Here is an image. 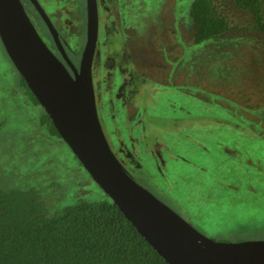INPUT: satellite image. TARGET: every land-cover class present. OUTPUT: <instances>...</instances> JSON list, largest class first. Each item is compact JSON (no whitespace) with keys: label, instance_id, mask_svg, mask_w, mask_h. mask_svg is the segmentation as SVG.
<instances>
[{"label":"rangeland","instance_id":"1","mask_svg":"<svg viewBox=\"0 0 264 264\" xmlns=\"http://www.w3.org/2000/svg\"><path fill=\"white\" fill-rule=\"evenodd\" d=\"M40 1L54 20V0ZM118 1L121 14L132 7L126 22L140 25L128 30L132 36L147 42L155 58L160 59L156 48L166 46L176 67L171 81H147L135 97L141 122L132 135L140 166L132 178L210 239H264V34L252 29L249 15L229 8L235 27L195 45L193 0H130L129 6ZM164 4L166 20L159 16ZM117 33L112 28L102 41L118 48ZM153 72L159 79L158 70ZM43 113L0 41L1 188L37 190L52 216L80 200H104L68 146L42 125ZM117 120V132L129 146ZM105 122L112 142L108 132L114 124ZM157 149L166 168L151 155Z\"/></svg>","mask_w":264,"mask_h":264},{"label":"water","instance_id":"2","mask_svg":"<svg viewBox=\"0 0 264 264\" xmlns=\"http://www.w3.org/2000/svg\"><path fill=\"white\" fill-rule=\"evenodd\" d=\"M39 11L72 75L40 38L20 0H0L1 44L59 137L137 232L167 264H264V239L220 242L204 236L134 181L111 151L99 124L92 85L96 0H86V43L78 68Z\"/></svg>","mask_w":264,"mask_h":264},{"label":"trees","instance_id":"3","mask_svg":"<svg viewBox=\"0 0 264 264\" xmlns=\"http://www.w3.org/2000/svg\"><path fill=\"white\" fill-rule=\"evenodd\" d=\"M263 6V0H193V43L230 32L235 26L229 8L249 15L252 29L264 34ZM41 123L59 137L45 113ZM0 264L167 263L106 195L98 202L80 200L52 216L37 190L6 192L0 186Z\"/></svg>","mask_w":264,"mask_h":264},{"label":"flooded vegetation","instance_id":"4","mask_svg":"<svg viewBox=\"0 0 264 264\" xmlns=\"http://www.w3.org/2000/svg\"><path fill=\"white\" fill-rule=\"evenodd\" d=\"M20 2L40 38L72 75V72L64 61L54 41L53 35L39 10L47 16L49 22L56 31L57 38L66 56L75 68H78L81 53L86 43V0H83L82 4H79V6H77L76 0H54L52 8L54 5L56 6L53 11L55 23L43 9V4L40 0H20ZM118 2V0H96L98 35L92 59V85L96 112L103 134L111 151L127 174L132 178V174L140 166V162L137 161L139 158H136V154L134 153L137 139L132 135L137 123L141 122L140 120L136 121L139 107L136 101L137 98L135 97L141 85L147 81H163L165 79L171 81L173 65L166 56L169 55L167 54L166 46L161 45V47L156 48L158 50L155 51V54L159 52L160 59L155 58L152 56V52L145 47L147 42L141 45L139 40L132 36L135 25H140L137 22H126L127 12H131L132 7L121 14ZM121 2L129 6L132 1L121 0ZM81 7L83 8L81 9ZM161 11H163V14L159 16L166 20L165 13L167 11V6L165 4L163 8L160 9L159 13ZM100 12L104 17V21L100 18ZM171 12L172 10H170V13ZM170 19L171 21L173 19L171 15ZM112 28L118 31L117 34L121 38V43L118 48L112 45L108 47L106 41H102L104 35ZM129 29H132V32L128 31ZM152 33L151 31L150 36ZM172 33L174 38L175 32ZM150 39L151 37L147 40L150 41ZM76 40H81L82 44L80 47H77L79 41ZM173 40L177 43L175 39ZM176 47L175 45L174 48ZM134 51L136 53H134ZM174 63V66L177 65L176 62ZM96 67H98L97 72ZM173 68L175 69L176 67ZM155 69L158 70L159 79L155 77L157 75V72H153ZM160 76H162V78H160ZM119 118L122 120L121 124L123 123V129L126 131V140L129 142V146L125 144V139L117 132V126L115 124L119 121L117 120ZM106 120L113 124L115 123L110 127L108 132L109 135L114 138L112 142L107 138L105 133L107 131L105 124ZM158 151L159 149L155 150L151 155L156 159V162L160 164V168L167 167L166 161L161 158Z\"/></svg>","mask_w":264,"mask_h":264}]
</instances>
